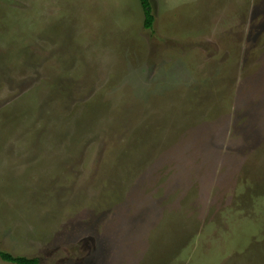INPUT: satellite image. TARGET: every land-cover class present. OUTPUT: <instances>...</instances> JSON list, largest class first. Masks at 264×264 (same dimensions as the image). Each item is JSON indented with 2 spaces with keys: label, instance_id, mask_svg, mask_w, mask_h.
Instances as JSON below:
<instances>
[{
  "label": "rangeland",
  "instance_id": "374dc122",
  "mask_svg": "<svg viewBox=\"0 0 264 264\" xmlns=\"http://www.w3.org/2000/svg\"><path fill=\"white\" fill-rule=\"evenodd\" d=\"M149 1L151 30L138 0H0L1 249L264 264V0ZM178 39L197 46L205 155L161 149V44Z\"/></svg>",
  "mask_w": 264,
  "mask_h": 264
},
{
  "label": "crops",
  "instance_id": "0c3cea01",
  "mask_svg": "<svg viewBox=\"0 0 264 264\" xmlns=\"http://www.w3.org/2000/svg\"><path fill=\"white\" fill-rule=\"evenodd\" d=\"M167 32L168 34L164 36L172 35V32ZM176 34L175 36L178 37L179 35ZM176 41L178 44H172V46L161 44V98H166L165 101H161V149L166 151L183 147L190 152L201 150L205 155L209 143L208 132L210 134L213 132V126L209 128L203 126L202 121L208 116L197 108L200 93L195 83L199 67L198 55H194L197 46L183 44L185 40ZM133 49L131 59L135 58V53L141 55L142 52V47L137 43ZM126 59L129 61V57ZM204 72L207 73L206 70ZM198 122L201 124V129L194 131L193 127ZM191 124L195 125L186 130V127ZM181 126L189 131L190 135L179 133L177 128ZM187 138L191 139L190 143L186 141ZM161 160H174V157L170 154L163 157L161 153Z\"/></svg>",
  "mask_w": 264,
  "mask_h": 264
},
{
  "label": "trees",
  "instance_id": "16d2710c",
  "mask_svg": "<svg viewBox=\"0 0 264 264\" xmlns=\"http://www.w3.org/2000/svg\"><path fill=\"white\" fill-rule=\"evenodd\" d=\"M142 14V26L146 30H151L154 23V16L152 13V8L149 0H138ZM0 260L11 264H37L38 259L36 257H26V256H14L7 250L0 248Z\"/></svg>",
  "mask_w": 264,
  "mask_h": 264
}]
</instances>
